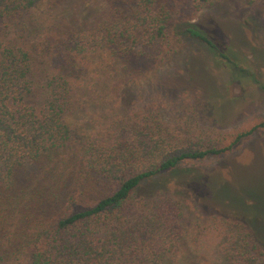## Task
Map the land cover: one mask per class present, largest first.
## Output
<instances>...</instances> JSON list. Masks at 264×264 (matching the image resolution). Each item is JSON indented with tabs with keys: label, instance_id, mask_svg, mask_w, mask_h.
Wrapping results in <instances>:
<instances>
[{
	"label": "trees",
	"instance_id": "obj_1",
	"mask_svg": "<svg viewBox=\"0 0 264 264\" xmlns=\"http://www.w3.org/2000/svg\"><path fill=\"white\" fill-rule=\"evenodd\" d=\"M45 1L0 0V264H183L184 241L211 264H264L263 218L203 196L217 211L186 229L183 201L161 190L139 195L144 183L167 175L200 189L207 177L194 183L181 167L231 154L264 122L224 131L192 103L172 123L155 104L128 108L90 135L69 123L90 77L115 64L122 77L114 95L122 101L124 88L145 76L134 65L154 54L171 61L183 39L232 80L251 77L255 63L193 19L174 27L173 0H105L106 12L82 25L52 20L66 1L42 9ZM179 1L196 15L223 2ZM186 63L194 82L208 70L193 53Z\"/></svg>",
	"mask_w": 264,
	"mask_h": 264
},
{
	"label": "rangeland",
	"instance_id": "obj_2",
	"mask_svg": "<svg viewBox=\"0 0 264 264\" xmlns=\"http://www.w3.org/2000/svg\"><path fill=\"white\" fill-rule=\"evenodd\" d=\"M65 1L50 16L52 20L65 18L82 25L95 21L107 10L105 0ZM48 2H44L42 9ZM171 7L174 27L193 19V23L218 38L223 48L231 41L237 52L255 63L248 70L255 80L251 77L232 80L223 67L209 62L211 56L204 48L183 39L184 45L171 61L163 62L154 54L134 65L145 76L136 86L124 88L122 101L114 95L115 85L122 77L115 64L107 66L100 78L90 77V88L83 92L82 108L69 118L70 125L79 133L98 132L114 115L148 104H155L163 118L171 123L186 115L192 103L200 110L203 121L224 131H247L264 122V89L258 85L259 82L264 85V0H257L253 5L247 0H223L197 15L183 1L173 0ZM192 53L208 68L197 72L195 82L189 78L192 68L186 67ZM197 86L204 92L198 91ZM205 96L212 100L216 113L208 109ZM181 168L191 170L187 179L194 183H198V177H207L199 178L200 189L190 181L187 185L167 175L144 183L139 195L148 197L161 190L183 201L186 229L198 219L205 223L216 210L204 202L203 196L210 200L214 195L218 203L228 200L233 208L264 219V129L257 130L229 155L187 162ZM34 169L31 167L27 172ZM181 259L183 264L212 262L206 254L193 251L187 241L182 243Z\"/></svg>",
	"mask_w": 264,
	"mask_h": 264
}]
</instances>
